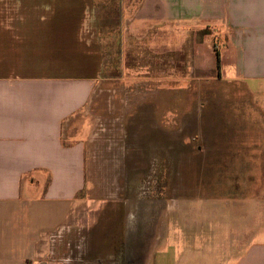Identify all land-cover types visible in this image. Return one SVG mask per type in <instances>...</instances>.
Returning <instances> with one entry per match:
<instances>
[{"label":"crops","instance_id":"obj_1","mask_svg":"<svg viewBox=\"0 0 264 264\" xmlns=\"http://www.w3.org/2000/svg\"><path fill=\"white\" fill-rule=\"evenodd\" d=\"M112 43L121 69L130 60L151 75L173 73L179 59L190 72L216 70L264 112V0H0V264H108L112 238L75 223L91 135L84 116ZM224 165L211 168L262 167ZM245 192L149 216L145 247L132 233L146 252L136 264H264V192ZM172 215L174 237L170 224L153 227Z\"/></svg>","mask_w":264,"mask_h":264},{"label":"rangeland","instance_id":"obj_2","mask_svg":"<svg viewBox=\"0 0 264 264\" xmlns=\"http://www.w3.org/2000/svg\"><path fill=\"white\" fill-rule=\"evenodd\" d=\"M110 45L113 58L105 80L96 87L84 116L91 135L86 186L76 207L82 217L75 226H93L96 236L112 238L108 264L119 263L115 257L121 246L124 264H136L146 252L138 254L132 233L144 234L140 245L145 247L149 216L178 212L183 204L189 209L193 198L264 192V112L245 106L243 87L220 79L216 70L190 72L179 59L173 73L160 69L151 75L145 66L130 68V60L121 69V44ZM251 161L261 169L211 168L213 162L246 168ZM249 178L262 186L250 187L253 184L245 181ZM174 216L151 220L153 227L170 224L174 237L180 227Z\"/></svg>","mask_w":264,"mask_h":264},{"label":"trees","instance_id":"obj_3","mask_svg":"<svg viewBox=\"0 0 264 264\" xmlns=\"http://www.w3.org/2000/svg\"><path fill=\"white\" fill-rule=\"evenodd\" d=\"M216 59H217V69L220 70V55H219L218 52H217V57H216Z\"/></svg>","mask_w":264,"mask_h":264}]
</instances>
